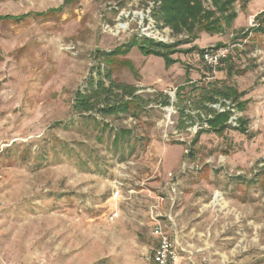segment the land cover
<instances>
[{"label":"rangeland","instance_id":"374dc122","mask_svg":"<svg viewBox=\"0 0 264 264\" xmlns=\"http://www.w3.org/2000/svg\"><path fill=\"white\" fill-rule=\"evenodd\" d=\"M155 2L0 0V264H152L154 207L181 264H264V0H236L230 27L221 19L220 33L195 39L147 13ZM147 20L166 30L170 50L127 49ZM234 44L242 52L231 49V74L226 60L205 81L199 51ZM116 49L128 52L103 55ZM108 72L141 87L140 106L127 116L75 113L76 92L101 77L108 86ZM213 82L236 92L220 102L243 129L208 123L195 145L196 136L165 142L163 97L204 111L199 88ZM183 117L172 116L168 133L200 121ZM168 174L178 185L166 196Z\"/></svg>","mask_w":264,"mask_h":264},{"label":"trees","instance_id":"16d2710c","mask_svg":"<svg viewBox=\"0 0 264 264\" xmlns=\"http://www.w3.org/2000/svg\"><path fill=\"white\" fill-rule=\"evenodd\" d=\"M156 1L160 3L159 6L155 9L156 19L161 21L163 26L168 27L173 32V34L180 35L183 32H186L189 35L190 39H195L196 34L200 33L201 31H206L210 34L211 30H213L217 33H220V31L222 30L221 19L224 20V25L226 27H230L236 16V13L233 11V5L236 0H210L211 7L214 10L205 9L202 5L201 0ZM227 12L229 13L226 14ZM216 13H218L219 17L221 18H216ZM261 15H258L256 18H259ZM256 30L260 31V26H258ZM134 44H139L141 49H144L145 46H148L150 49L155 50L169 49V47H171L161 42L141 39L138 38V36H135L127 44V49L131 48ZM214 47L219 48L222 47V45H215ZM127 49L120 52L118 51L119 49H116L110 54L104 53L103 55H105L107 58L114 55L123 56L124 53L128 52ZM203 51L204 49L199 51V54L201 55ZM229 60L230 58L227 60V62ZM222 64H224V62ZM231 67L232 65H229L227 67L226 75L231 74ZM97 74L98 76L101 75L104 77V75L100 74V72H98ZM111 76V72H108V74L105 76L109 83L108 86L104 84L103 78L101 77L96 82L90 80L89 86L84 92H76L72 105L73 111L78 114L96 112L100 113L102 116L117 117L120 114L125 116L131 114L129 106L130 104L134 103L135 105L140 106L141 98L139 96H136L138 88L127 83L115 80L113 76L112 78ZM205 77H207V75ZM199 89H201L200 97H202V99L204 101H207L208 103L218 101L220 100V98L231 99L236 95V92L233 90V88L217 82H215L214 84L208 83L207 88ZM126 97L130 100H125ZM156 101V98L151 100L152 103H155ZM161 105L168 106L169 97L164 96ZM228 119L229 114L222 113L215 115L214 118L208 123L210 128H213L215 130L216 128H219L218 131H222V129L228 126ZM242 127L243 126H240L239 124V127L235 129L242 130ZM200 134L201 132L196 135L192 142V145L196 144ZM121 136L122 135L120 134V136H116L115 138L118 139ZM190 155H192L191 152Z\"/></svg>","mask_w":264,"mask_h":264},{"label":"built area","instance_id":"2783aa9c","mask_svg":"<svg viewBox=\"0 0 264 264\" xmlns=\"http://www.w3.org/2000/svg\"><path fill=\"white\" fill-rule=\"evenodd\" d=\"M159 2H155L154 4H148L147 7V13L151 12V10H155L159 6ZM121 15V14H120ZM125 26L119 24L118 29H123ZM143 29V36H140L141 39L146 40H152L155 42H161L166 43L167 42V35L166 30L160 32V30L157 28L156 23L152 20H147L146 23L144 22L142 24ZM125 29V28H124ZM239 48L241 49L240 45H234L231 47L222 46L219 48L211 47V48H205L203 53L200 55V60L202 61L204 67L207 70V82H210L214 80L216 74L218 73L219 67L223 62L228 60L231 55V49ZM251 56L253 58H256L255 52L251 53ZM218 101L209 102L204 104V111L201 110H195V111H188L189 109L183 110L180 108L176 100H174L172 97H170L169 105L168 106H159L160 111L163 113V120L158 123L159 128H163L162 131V139L165 142H168L170 138H174L176 142L179 143H185V136L192 137L196 136L199 132L204 131L208 128V122L213 119L214 115L225 113L227 110L229 111L228 103ZM222 105V107H221ZM218 113H216V112ZM232 115L228 119L227 124L230 125L233 128L238 127V119L239 115L236 113L233 109L230 110ZM183 115V119H187V117L193 118L195 120L196 118H199L200 121H187L184 124L183 131L174 130L173 132L168 133V124L172 126L174 122L171 121L172 116L176 115ZM198 120V119H197ZM165 124L162 126V124ZM161 125V126H160ZM185 153H187L185 151ZM185 169V165H183V171ZM168 181L169 185L167 186V195H170L172 193L176 192V188L178 185V181H175L173 174H168ZM121 183L115 182L113 186L112 191V199L116 200L120 198V189H121ZM165 191V192H166ZM161 198H158V205H160L164 200L163 196H159ZM156 207L151 210V213L155 215V218L153 219V223L151 224V230H150V236L154 240V248L152 250V256H151V263L152 264H179L180 259V249L177 246L176 241L171 239L170 235L166 231L165 224L162 223V221L157 220L158 215L156 214ZM166 219H168L166 217ZM167 221V220H166ZM169 221L171 219L169 218Z\"/></svg>","mask_w":264,"mask_h":264},{"label":"crops","instance_id":"0c3cea01","mask_svg":"<svg viewBox=\"0 0 264 264\" xmlns=\"http://www.w3.org/2000/svg\"><path fill=\"white\" fill-rule=\"evenodd\" d=\"M234 45H236V44H234ZM234 49H236V48H234ZM235 51H236L237 54H240V53L242 52V50H239V49H236ZM239 56H240V55H238V57H239ZM236 59H237V56L234 55L232 58H230V60L228 61V63H229V64L231 63L230 65H232L233 61L235 62ZM224 64H225V63H224ZM224 64H222V65L224 66ZM222 65H221V66H222ZM219 73L222 74V73H223V70H219L217 74H219ZM217 74H216V76H215V80H217ZM219 79H221V78H219ZM135 87H136V86H135ZM137 88H141V87H137ZM142 89H143V88H142ZM147 89H148V88H147ZM140 192H143V191H140ZM182 259H183V258H182V255H181V257H180V259H179V264H181Z\"/></svg>","mask_w":264,"mask_h":264},{"label":"bare ground","instance_id":"6f19581e","mask_svg":"<svg viewBox=\"0 0 264 264\" xmlns=\"http://www.w3.org/2000/svg\"><path fill=\"white\" fill-rule=\"evenodd\" d=\"M215 198H216V199H217V198H220V195H219V193H216V194H215V197H214V199H215ZM220 199H221V198H220Z\"/></svg>","mask_w":264,"mask_h":264}]
</instances>
